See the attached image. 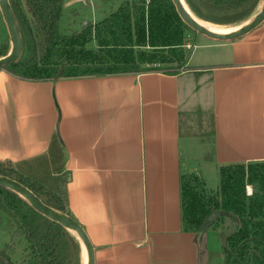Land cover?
I'll return each instance as SVG.
<instances>
[{"label": "crops", "instance_id": "1", "mask_svg": "<svg viewBox=\"0 0 264 264\" xmlns=\"http://www.w3.org/2000/svg\"><path fill=\"white\" fill-rule=\"evenodd\" d=\"M0 161L65 196L93 264H223L214 224L184 226L180 180L218 198L221 165L264 162V21L234 40L199 35L176 74L0 71Z\"/></svg>", "mask_w": 264, "mask_h": 264}, {"label": "trees", "instance_id": "2", "mask_svg": "<svg viewBox=\"0 0 264 264\" xmlns=\"http://www.w3.org/2000/svg\"><path fill=\"white\" fill-rule=\"evenodd\" d=\"M17 21L22 47L18 59L2 70L29 81L165 72L186 68L185 25L170 0L122 2L116 10L80 31L62 34L58 23L63 0H8ZM259 0H184L197 19L216 22L246 20ZM96 41L95 51L86 48ZM9 46L0 45V58ZM0 176L17 181L43 204L68 216L66 199L0 161ZM219 197L207 193L201 177L180 180L181 218L186 228L206 232L215 222L228 220L223 264H264V162L221 165ZM253 191L247 195L246 187ZM0 210L13 222L11 238L0 252L9 264L14 245L24 243L22 264H73L81 247L72 233L41 215L16 193L0 187ZM71 217V216H70ZM0 264H5L0 259Z\"/></svg>", "mask_w": 264, "mask_h": 264}, {"label": "water", "instance_id": "3", "mask_svg": "<svg viewBox=\"0 0 264 264\" xmlns=\"http://www.w3.org/2000/svg\"><path fill=\"white\" fill-rule=\"evenodd\" d=\"M170 1L173 4L178 16L180 17L184 25H186L188 28H190L199 35L217 41H228L240 38L257 28L264 21V8H262L261 11L252 18L251 21L238 27L237 30L232 31L230 33H215L201 25L190 13L188 8H185L182 0ZM0 11L2 14L3 21L6 25L10 40L9 52L6 56L0 58V70H2L4 66L8 65L9 63H13L18 59L21 53L22 42L17 21L15 19V16L8 0H0ZM86 24L87 22L84 23V25ZM0 187L16 193L21 198L26 200L30 204V206L37 212H39L41 215L45 216L51 221L60 224L66 230L71 232L80 242V244L85 248L87 253V264H93V248L91 246V243L83 228L70 216L62 214L46 206L41 202L38 197H36L31 191H29L26 187H24L17 181L0 176ZM0 259L5 264H9L1 257Z\"/></svg>", "mask_w": 264, "mask_h": 264}, {"label": "rangeland", "instance_id": "4", "mask_svg": "<svg viewBox=\"0 0 264 264\" xmlns=\"http://www.w3.org/2000/svg\"><path fill=\"white\" fill-rule=\"evenodd\" d=\"M70 1L72 0H66V3ZM77 1L78 0H75L71 2L69 5L64 4L63 6L62 14L58 23L59 31L62 34L67 35L72 32L80 31L81 26H83L85 22L91 23L93 25L102 21L106 17V15H108L111 11L116 10L119 7V5L126 0H84L79 2ZM128 1L132 2L134 0H128ZM263 6H264V1L259 0L255 10L250 15V17H248V19L240 20L237 22H229L228 20H226L228 19V17L220 16V15L215 16L216 19H218L216 22L201 20L197 18L196 19L208 26L211 25L221 29L238 28L246 24L247 22L251 21L252 18L257 13H259L262 8H264ZM185 27H186L184 32V39L186 44L185 51L189 52L191 48L190 49L187 48V45H190L191 47L192 44L195 42V39L199 36V34L188 28L186 25ZM7 38H8L7 28L3 21L2 14L0 11V45L2 43L3 44L6 43L9 46V40H7ZM86 48L88 50L95 51L97 49L96 41L92 40L89 43H87ZM230 227L231 226L228 220L226 222L222 221L221 223L215 222L214 224V229H217V231L221 233L223 240V250L225 249L224 238L226 237V235H228L231 232ZM12 229H13L12 220L2 210H0V252L6 244H9L11 238L10 233ZM24 245H25L24 243L14 245V247H12L9 251L8 255L11 257V260L16 264H22L23 262ZM223 257H224V252H223ZM73 264H84L82 252L80 258L75 260Z\"/></svg>", "mask_w": 264, "mask_h": 264}, {"label": "bare ground", "instance_id": "5", "mask_svg": "<svg viewBox=\"0 0 264 264\" xmlns=\"http://www.w3.org/2000/svg\"><path fill=\"white\" fill-rule=\"evenodd\" d=\"M183 1V0H182ZM264 1V0H263ZM183 4L185 6V8H187V6L185 5L184 1H183ZM264 7V6H263ZM196 19V18H195ZM197 20V19H196ZM201 25H203L204 27H206L207 29H209L210 31L212 32H215V33H230L232 31H235L237 30L238 28H227V29H221V28H217V27H214V26H211V25H206L204 24L203 22L197 20ZM81 248H82V255H83V260H84V264H87V253H86V250L85 248L81 245Z\"/></svg>", "mask_w": 264, "mask_h": 264}, {"label": "built area", "instance_id": "6", "mask_svg": "<svg viewBox=\"0 0 264 264\" xmlns=\"http://www.w3.org/2000/svg\"><path fill=\"white\" fill-rule=\"evenodd\" d=\"M187 48H189V49H190V48H191V47H190V45H187Z\"/></svg>", "mask_w": 264, "mask_h": 264}]
</instances>
